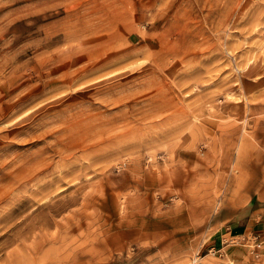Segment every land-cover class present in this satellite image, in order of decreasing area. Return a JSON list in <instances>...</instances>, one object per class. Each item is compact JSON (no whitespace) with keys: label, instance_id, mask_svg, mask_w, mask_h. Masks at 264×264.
Returning a JSON list of instances; mask_svg holds the SVG:
<instances>
[{"label":"rangeland","instance_id":"1","mask_svg":"<svg viewBox=\"0 0 264 264\" xmlns=\"http://www.w3.org/2000/svg\"><path fill=\"white\" fill-rule=\"evenodd\" d=\"M13 263L264 264V0H0Z\"/></svg>","mask_w":264,"mask_h":264},{"label":"crops","instance_id":"2","mask_svg":"<svg viewBox=\"0 0 264 264\" xmlns=\"http://www.w3.org/2000/svg\"><path fill=\"white\" fill-rule=\"evenodd\" d=\"M240 231V224L237 220L231 221L227 227V235H235Z\"/></svg>","mask_w":264,"mask_h":264},{"label":"bare ground","instance_id":"3","mask_svg":"<svg viewBox=\"0 0 264 264\" xmlns=\"http://www.w3.org/2000/svg\"><path fill=\"white\" fill-rule=\"evenodd\" d=\"M11 221V220H10ZM16 226H18L17 224H11L10 227H13V228H16ZM15 235L16 233L14 231H12V234H11V238L14 239L15 238ZM12 245V244H11ZM19 262V261H18ZM14 264V263H13Z\"/></svg>","mask_w":264,"mask_h":264},{"label":"built area","instance_id":"4","mask_svg":"<svg viewBox=\"0 0 264 264\" xmlns=\"http://www.w3.org/2000/svg\"><path fill=\"white\" fill-rule=\"evenodd\" d=\"M211 249V248H210ZM210 249H209V251H210Z\"/></svg>","mask_w":264,"mask_h":264}]
</instances>
